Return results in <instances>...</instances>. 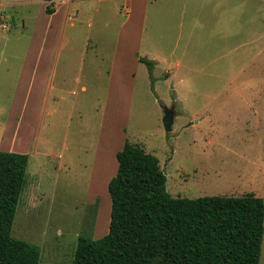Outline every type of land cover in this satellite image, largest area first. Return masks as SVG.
<instances>
[{
    "label": "rangeland",
    "instance_id": "1",
    "mask_svg": "<svg viewBox=\"0 0 264 264\" xmlns=\"http://www.w3.org/2000/svg\"><path fill=\"white\" fill-rule=\"evenodd\" d=\"M42 1L0 0V150L29 155L11 233L40 264H73L80 235L107 233L126 139L159 158L172 196L264 199V0H70L65 29ZM49 49L52 89L31 77Z\"/></svg>",
    "mask_w": 264,
    "mask_h": 264
},
{
    "label": "trees",
    "instance_id": "2",
    "mask_svg": "<svg viewBox=\"0 0 264 264\" xmlns=\"http://www.w3.org/2000/svg\"><path fill=\"white\" fill-rule=\"evenodd\" d=\"M138 60L152 77L155 61ZM116 157L107 233L80 235L73 264H259L261 196L175 197L155 154L126 139ZM28 160L27 153L0 150V264H40L39 246L11 233Z\"/></svg>",
    "mask_w": 264,
    "mask_h": 264
},
{
    "label": "crops",
    "instance_id": "3",
    "mask_svg": "<svg viewBox=\"0 0 264 264\" xmlns=\"http://www.w3.org/2000/svg\"><path fill=\"white\" fill-rule=\"evenodd\" d=\"M35 1V0H34ZM41 1V0H40ZM46 2V1H48V3L49 2H51V4H52V7H47V9H51V11L52 12H49L48 14H49V17H53V18H56L57 20L56 21H58L59 22V28L61 29L62 28V26L64 27V29L66 28V26L67 27H77L76 26V20H77V16L76 15H78L79 14V12H78V9H76L75 11H73V12H71L70 11V4H68V2H70V0H64V2H66V3H64L63 5H59V6H63V8L61 9L60 7H58V9H57V4H56V2L58 1V0H43L42 2ZM144 5H146L147 4V0H144V2L143 1H141ZM141 2H137V5H140V6H142V3ZM133 4L136 6V2L133 0ZM133 5V6H134ZM57 9V10H56ZM59 9H60V13L58 12L59 11ZM132 11H133V9H131V13H132ZM128 19H131V16H129V18ZM60 23H63V25L61 26L60 25ZM50 27H52V28H54L53 27V25L52 26H50ZM64 38H65V41H67L68 40V38H67V36H64ZM86 46V45H85ZM135 49V48H134ZM137 49H138V47H137ZM49 51L51 52V54H49V56H50V61L49 62H47V63H45V65H43V64H40V65H42V70H43V72H40V71H38L37 70V72L36 73H34L31 77H32V79H33V77H35V81L36 82H38L40 85H42V84H44L45 83V85H47L48 87H49V89H52L53 88V85L55 84L54 83V78L57 76L58 77V74H57V72H58V69H59V66H60V56H61V54H60V52H58L57 54H56V52L54 51V49H49ZM48 54V53H47ZM84 64V63H83ZM83 64H81V63H78L77 65H75V67L78 69V70H83L84 68H83ZM39 65V66H40ZM70 66H72L71 64H68V65H65V67H62V69L63 70H69L71 67ZM48 71V72H47ZM67 73H63V74H59V76L60 77H64L65 75H66ZM35 83V82H34ZM79 83H81L82 84V90H84V91H86V84H84L82 81L80 82L79 81ZM119 140V137L118 138H116V139H114V141H118ZM122 144H120V146L118 147V150H120L122 147H123V142H121ZM117 150V151H118ZM117 153V152H116ZM117 158V157H116ZM117 164H118V161H117ZM118 166V165H117ZM116 171H117V169H116ZM116 174V173H115Z\"/></svg>",
    "mask_w": 264,
    "mask_h": 264
},
{
    "label": "water",
    "instance_id": "4",
    "mask_svg": "<svg viewBox=\"0 0 264 264\" xmlns=\"http://www.w3.org/2000/svg\"><path fill=\"white\" fill-rule=\"evenodd\" d=\"M174 118H175L174 105L170 107H164L163 124L167 132L172 130Z\"/></svg>",
    "mask_w": 264,
    "mask_h": 264
}]
</instances>
